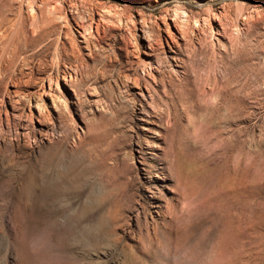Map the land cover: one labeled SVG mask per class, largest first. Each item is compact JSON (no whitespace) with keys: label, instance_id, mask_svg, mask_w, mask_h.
Returning <instances> with one entry per match:
<instances>
[{"label":"rangeland","instance_id":"1","mask_svg":"<svg viewBox=\"0 0 264 264\" xmlns=\"http://www.w3.org/2000/svg\"><path fill=\"white\" fill-rule=\"evenodd\" d=\"M0 264H264V0H0Z\"/></svg>","mask_w":264,"mask_h":264},{"label":"bare ground","instance_id":"2","mask_svg":"<svg viewBox=\"0 0 264 264\" xmlns=\"http://www.w3.org/2000/svg\"><path fill=\"white\" fill-rule=\"evenodd\" d=\"M177 31L179 32V34H180V37L181 38H185V37H187L186 35H187V30L185 29V27H184V25H180V26H177ZM227 31V30H226ZM80 32V34L81 35H83L82 33H81V31H79ZM85 33V32H84ZM216 34H219V35H223L224 36V34H225V28L223 27V25L221 24V22H220V20H219V25H218V23H217V26H216ZM50 89V88H49ZM25 96V95H24ZM55 98V97H54ZM28 102V101H27ZM12 104H13V102H12ZM59 105V104H58ZM13 106H15V105H13ZM58 107H60V106H58ZM63 110V109H62ZM45 113V112H44ZM46 114V113H45ZM41 117H43V116H41ZM46 117V116H45ZM42 121V120H41ZM40 121V122H41Z\"/></svg>","mask_w":264,"mask_h":264}]
</instances>
